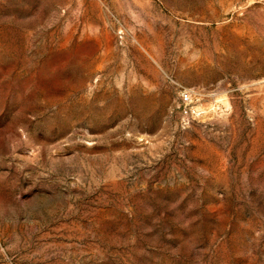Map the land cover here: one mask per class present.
<instances>
[{
  "label": "rangeland",
  "instance_id": "374dc122",
  "mask_svg": "<svg viewBox=\"0 0 264 264\" xmlns=\"http://www.w3.org/2000/svg\"><path fill=\"white\" fill-rule=\"evenodd\" d=\"M0 264H264V0H0Z\"/></svg>",
  "mask_w": 264,
  "mask_h": 264
},
{
  "label": "built area",
  "instance_id": "2783aa9c",
  "mask_svg": "<svg viewBox=\"0 0 264 264\" xmlns=\"http://www.w3.org/2000/svg\"><path fill=\"white\" fill-rule=\"evenodd\" d=\"M182 97H183V99H186V98H187V94L184 92V93L182 94Z\"/></svg>",
  "mask_w": 264,
  "mask_h": 264
}]
</instances>
